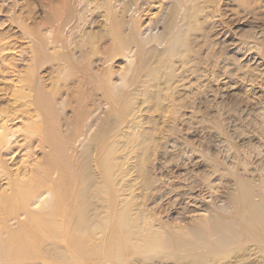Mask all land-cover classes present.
Wrapping results in <instances>:
<instances>
[{
	"label": "bare ground",
	"instance_id": "obj_1",
	"mask_svg": "<svg viewBox=\"0 0 264 264\" xmlns=\"http://www.w3.org/2000/svg\"><path fill=\"white\" fill-rule=\"evenodd\" d=\"M65 1L70 9L75 7L73 17L62 19L63 32L50 40L51 56L57 59L54 72L62 84L55 96L40 91V110L35 112L36 119L50 116L54 131H45L43 138L34 120L30 134L20 139L13 126L0 124V177L6 179L0 183V264H264V146L242 150L223 128L219 134L229 139L217 138L218 152L210 156L200 143L178 148L175 141L155 145L149 140L135 146L142 150L140 170L150 191L147 204L152 205L135 214L132 199L120 208L116 202L111 123L97 127L91 119L84 133L63 138L62 128L70 121L61 118L57 103H64L69 93L83 99L98 75L90 60L97 52L87 48L93 40L92 0ZM103 1L110 6L106 16L112 47L99 86L107 100L106 95L126 105L125 88L138 83L141 70L147 79L159 71L152 62L160 59L161 34L154 26L142 29L136 20L140 0ZM162 8L163 26L170 32L174 0ZM154 39L157 44L151 45ZM147 43L151 46L144 51ZM119 52L129 57L127 80L122 71H110ZM41 152L43 158H33ZM159 153L161 165L146 168ZM182 164L193 169H184L180 176L170 172ZM200 167L206 170L194 172ZM226 177L234 180L235 188L224 200L218 183ZM203 202L207 212L190 222L174 223L162 216L169 211L181 216L192 210L191 204Z\"/></svg>",
	"mask_w": 264,
	"mask_h": 264
},
{
	"label": "rangeland",
	"instance_id": "obj_2",
	"mask_svg": "<svg viewBox=\"0 0 264 264\" xmlns=\"http://www.w3.org/2000/svg\"><path fill=\"white\" fill-rule=\"evenodd\" d=\"M167 1H139L136 20L141 28L154 26L161 34L157 46L160 59L152 62L159 71L147 79L141 70L138 83L131 86L135 92L130 94L131 88H125L127 104L120 105L108 95L109 100L106 99L98 78L108 67L103 62L112 47L106 16L110 6L103 0H92L93 23L89 31L93 40L87 48L97 52L90 56L98 74L93 90L88 95L85 92L83 99L82 95L69 93L64 103H57L61 118L70 121L68 127L62 128L63 138L84 133L91 119H96L97 127L111 123L116 202L120 208L132 199L135 214L142 209L151 210L152 206L147 204L150 191L140 170L142 150L135 146L149 140L155 145L175 141L178 148L187 142L200 143L210 156L218 152L215 141L227 139L218 128L226 130L229 141L242 150L264 146V0H174L175 17L170 32L165 30L160 13ZM73 11L75 7L70 9L65 0H0V124L13 126L22 136L20 139L30 134L34 120L42 127L43 138L45 131H54L50 116L36 119L35 112L40 110V91L41 95L55 96L53 93L62 84L54 72L57 59L51 56L54 51L50 40L54 34L60 36L62 19ZM150 43L155 45L157 40ZM151 45L147 43L144 51ZM119 53L113 55L110 71H122L127 80L129 57L125 52ZM141 86L149 90H142ZM8 118L11 120L6 122ZM174 130L179 132L174 134ZM25 153L24 150L18 155ZM43 155L35 153L33 158L41 159ZM162 156H152L146 168L159 167ZM203 168L194 172H204ZM184 169L193 167L183 165L170 172L180 176ZM5 180L0 177V183ZM218 184V194L226 200L235 188L234 180L226 177ZM190 208L181 216L170 211L162 216L174 223L190 222L195 216L205 215L208 205L203 202L191 204Z\"/></svg>",
	"mask_w": 264,
	"mask_h": 264
}]
</instances>
